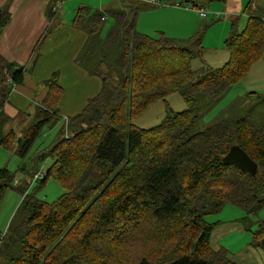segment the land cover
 <instances>
[{"label":"trees","instance_id":"16d2710c","mask_svg":"<svg viewBox=\"0 0 264 264\" xmlns=\"http://www.w3.org/2000/svg\"><path fill=\"white\" fill-rule=\"evenodd\" d=\"M128 1L108 14L81 8L74 17L89 38L80 63L101 81L83 111L59 116L63 88L55 72L42 82L47 93L30 124L1 135L0 145L24 158L46 126H60L39 156L50 161L40 188L51 177L65 190L48 202L27 192L31 177L16 180L17 171L28 175L25 163L16 171L0 168V201L9 188L23 195L20 221L0 236L4 264H235L227 249L211 246L216 223L206 220L228 204L245 212L244 228L256 225L252 242L262 246L264 219L257 216L264 210V124L237 116L197 130L194 103L200 94L217 103L264 57V0L248 1L243 26L234 17L224 42L228 60L218 68L192 67L202 57L200 38L182 46L163 33L139 32L140 8ZM160 1L199 8L194 0ZM109 17L114 24L103 35ZM6 21L2 13L0 32ZM24 70L0 54V126ZM176 91L184 93L186 109L169 110L151 128L131 123ZM233 145L257 164L256 174L222 162Z\"/></svg>","mask_w":264,"mask_h":264},{"label":"rangeland","instance_id":"374dc122","mask_svg":"<svg viewBox=\"0 0 264 264\" xmlns=\"http://www.w3.org/2000/svg\"><path fill=\"white\" fill-rule=\"evenodd\" d=\"M117 1L93 0L96 6L92 8V11L101 7L100 5H114ZM194 1L206 13L205 17L202 18L204 24L190 36L177 38V42L179 45L187 46L192 40L194 41L197 38L202 39V57L193 59L192 67L196 68L204 65H210L214 68L221 67L227 61L226 59H228V51L225 48L224 42L232 31L234 17H239L237 21L239 26L245 24L246 16L243 10L249 0ZM128 2H133L140 8L136 26L139 31L156 36L157 33H154V30L158 29L159 26L175 29L179 25V17L175 13L180 14L182 12L174 10L176 6L171 4L164 7H161L163 5L153 6L146 2L134 0ZM161 9H165L168 12H158ZM113 24L114 20L112 17L107 18L102 29V34L104 35ZM247 76L248 82H246L247 77H245L240 84L229 88L217 103L215 99H211L204 94L199 95L198 101L194 103L196 111L199 114L195 122L197 130L209 127L219 120L233 119L237 116H248L253 123L257 125L264 124V57L253 64ZM187 106L188 103L184 93L176 91L165 99L158 100L145 112L131 119V123L144 129L151 128L158 125L169 110L182 111ZM23 119L24 117L21 115L19 120ZM59 127L46 126L24 158L18 157L0 145V168L5 166L11 171H16L21 164L25 163L28 175L26 176L24 172L17 171L16 180H20L22 183L30 177L33 180V176H31L32 171L45 170L50 164L49 160H39V156L41 151L52 140ZM40 181L41 179L38 178L32 184L27 185V192H36L39 198L51 202L56 200L65 191L51 177L47 179L41 188ZM22 201L23 195L15 187L5 191L0 201V235L3 236L9 233V225L18 224L20 221L18 208ZM226 206L220 212L206 217L208 222H213L217 218L220 220V223L212 232L211 245L214 249H222L221 247L227 249L230 252L231 260L235 264H264V247L254 245L252 242V231L256 229V225H252L251 230L244 228L239 219L245 215V212L234 205L228 204ZM257 219H264V210L260 211ZM237 220L241 225L236 222ZM6 238H8V234ZM6 242L7 240L2 242V244L4 245ZM0 264H4L3 259L1 262V253Z\"/></svg>","mask_w":264,"mask_h":264},{"label":"crops","instance_id":"0c3cea01","mask_svg":"<svg viewBox=\"0 0 264 264\" xmlns=\"http://www.w3.org/2000/svg\"><path fill=\"white\" fill-rule=\"evenodd\" d=\"M56 1L0 0L1 16L3 13L7 20L0 32V54L10 63L25 68L23 82L10 94L9 102L3 108L6 121L0 126V138L10 131L24 130L30 124L32 113L47 93V87L42 82L55 72L58 73V84L63 88L58 103L61 118L83 111L88 100L101 89L100 79L90 75L80 63L89 38L84 30L74 26L73 20L81 8H87L86 11L90 13L99 11L108 14L122 0L114 5H100L94 11L92 8L96 5L93 0ZM164 6L166 5L161 7ZM50 9L55 12L54 16L49 15ZM198 9L200 8L176 7L174 10L182 12H174L179 17V25L175 29L159 26L154 33H163L175 40L190 36L204 24L202 18L205 16H201ZM158 12L168 11L161 9ZM51 28L53 29L50 30ZM43 37L44 40L41 41ZM246 79L248 82V76ZM21 115L23 120H19ZM213 222L216 227L220 220L217 218ZM236 222L241 225L238 220Z\"/></svg>","mask_w":264,"mask_h":264},{"label":"water","instance_id":"95a60500","mask_svg":"<svg viewBox=\"0 0 264 264\" xmlns=\"http://www.w3.org/2000/svg\"><path fill=\"white\" fill-rule=\"evenodd\" d=\"M0 19H1V10H0ZM21 141V137H18V142ZM222 162L225 164L235 165L240 168L242 171L249 174H256L258 170L257 164L247 155V153L242 150L239 146L233 145L229 152L223 157ZM11 242V239L9 238ZM261 245L264 247V240L261 241ZM8 246V243L5 244V247Z\"/></svg>","mask_w":264,"mask_h":264},{"label":"built area","instance_id":"2783aa9c","mask_svg":"<svg viewBox=\"0 0 264 264\" xmlns=\"http://www.w3.org/2000/svg\"><path fill=\"white\" fill-rule=\"evenodd\" d=\"M140 1H144V2H147V3L153 4V5H161V4H162L160 0H140ZM59 2H62V0L58 1V3H59ZM174 6H176V7L191 8V7L188 6V5H181V4H178V3L175 4ZM198 12H199V14H200L201 16H205V15H206V13H205L204 10L199 9ZM15 89H16V87L14 86V87L12 88V91H14ZM45 174H46V171H45V170L38 171V172L33 176V180H31V184H32L33 182H35L38 178L42 179V178L45 176ZM16 182H17V181H15V183H16Z\"/></svg>","mask_w":264,"mask_h":264}]
</instances>
